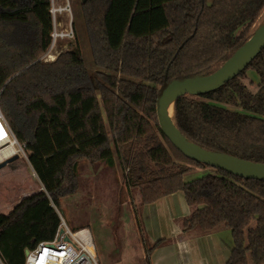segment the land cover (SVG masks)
I'll list each match as a JSON object with an SVG mask.
<instances>
[{
  "label": "trees",
  "instance_id": "trees-1",
  "mask_svg": "<svg viewBox=\"0 0 264 264\" xmlns=\"http://www.w3.org/2000/svg\"><path fill=\"white\" fill-rule=\"evenodd\" d=\"M132 2L123 15L114 0H81L96 81L77 42L54 61L42 60L51 45V0H0V107L17 139L27 144L29 163L44 187L9 214L0 213V251L8 264H24L28 250L53 240L61 199L78 190L80 164L113 166L117 152L128 186L140 189L142 206L182 192L192 211L181 221L182 236L229 229L234 247L227 264H264V181L216 168L185 181L193 168L207 166L172 145L156 112L165 81L213 74L253 36L264 21V0ZM249 69L264 93L263 49L239 76L198 97L264 119V108L254 104L253 82L245 81ZM191 97L174 104L185 137L205 150L264 163L262 143L240 151L191 132ZM259 130L264 134V123ZM26 187L1 183L0 197L16 199ZM168 242L147 246L149 261Z\"/></svg>",
  "mask_w": 264,
  "mask_h": 264
},
{
  "label": "rangeland",
  "instance_id": "rangeland-1",
  "mask_svg": "<svg viewBox=\"0 0 264 264\" xmlns=\"http://www.w3.org/2000/svg\"><path fill=\"white\" fill-rule=\"evenodd\" d=\"M132 1L114 0L115 9L124 15L130 9ZM71 2L74 8L73 22L76 37L68 42L58 41L55 50L61 48V52H64L71 44L77 42L87 68L91 70L93 80L97 81L99 78L97 79V69L93 62V53L82 16L81 0H71ZM247 74L249 77L245 79L246 83L252 81L254 86L252 89L255 94L254 104L264 108V93L255 90L258 74L251 69ZM190 100V119L187 127L191 132L209 142L220 143L240 151H247L252 143L264 144V134L259 130L260 125L264 123L262 117L250 114L242 108L209 104V101L198 96H193ZM27 161L20 158L13 162L14 167L7 165L0 168V184L13 182L27 185L20 191L19 197H22L20 194L23 192L30 191L32 194L43 188ZM214 173L215 169L209 166L193 168L184 179L192 181ZM127 174L128 170L120 164L117 152L114 155L113 166L106 162L91 164L83 161L79 167L78 190L75 194L61 199L59 212L69 227L74 231L90 228L99 264H150L146 249L151 240L145 229L146 220L142 216L140 189H130L127 184ZM13 200L6 201L0 197V213L7 211ZM160 209L165 216L167 207L162 206ZM154 221L155 217L148 223ZM254 226L255 223H252L251 227ZM223 239L228 243L233 242L232 236L231 240L225 237ZM171 244L172 242L168 245Z\"/></svg>",
  "mask_w": 264,
  "mask_h": 264
},
{
  "label": "water",
  "instance_id": "water-1",
  "mask_svg": "<svg viewBox=\"0 0 264 264\" xmlns=\"http://www.w3.org/2000/svg\"><path fill=\"white\" fill-rule=\"evenodd\" d=\"M82 1L86 3L87 0ZM263 49L264 21L253 36L213 74L192 79L174 80L170 83L165 81L161 86L156 102L159 127L172 145L185 157L206 166L224 170L240 178L264 181V163H257L237 156L205 150L201 146L191 142L177 127L174 109L175 101L180 97L186 95L202 96L214 92L232 81L255 60ZM171 105L174 111V118L169 117L167 112ZM5 165L0 166V168ZM33 194L35 192L29 194L24 199L31 197ZM21 202L14 206L12 210Z\"/></svg>",
  "mask_w": 264,
  "mask_h": 264
},
{
  "label": "built area",
  "instance_id": "built-area-1",
  "mask_svg": "<svg viewBox=\"0 0 264 264\" xmlns=\"http://www.w3.org/2000/svg\"><path fill=\"white\" fill-rule=\"evenodd\" d=\"M73 9L71 0H51L50 13L53 30L51 33V45L48 52L42 57L43 61H54L58 57L51 55V52L57 48L58 41L68 42L75 39ZM0 128L3 130V136H0V166L6 164L3 168L7 165L14 167L13 162L20 158L29 161L27 144L21 143L17 139L1 107ZM15 168L17 167L15 166ZM32 171H34L33 168ZM34 175L37 177L35 172ZM43 190L44 187L35 193ZM57 211L60 225L54 239L43 241L34 249L28 250L24 264H99L90 228L72 230L58 209ZM0 264H8L1 251Z\"/></svg>",
  "mask_w": 264,
  "mask_h": 264
},
{
  "label": "crops",
  "instance_id": "crops-1",
  "mask_svg": "<svg viewBox=\"0 0 264 264\" xmlns=\"http://www.w3.org/2000/svg\"><path fill=\"white\" fill-rule=\"evenodd\" d=\"M60 49L52 51L51 55L57 57L61 53ZM247 77H249L248 74ZM259 81L260 77L258 83ZM255 90L260 92L261 87H257ZM23 193L20 194L22 197L18 196L13 200L11 207L7 211L1 212L9 213L14 206L21 202L25 195L28 196L31 192L27 191L25 195ZM162 206L167 207L165 216H163L160 209ZM191 213L192 211L182 192L174 193L154 203L143 205L142 216L146 220L145 229L151 240L148 247L153 246L162 239H167L169 241L168 244L172 242L171 245L165 243L154 249L150 256V264H227L232 254L234 240L232 243H228L223 238L231 240V231L229 229V231L221 230L207 235L194 232L190 235L182 236L181 221L189 217ZM153 217H155V221L148 223Z\"/></svg>",
  "mask_w": 264,
  "mask_h": 264
},
{
  "label": "bare ground",
  "instance_id": "bare-ground-1",
  "mask_svg": "<svg viewBox=\"0 0 264 264\" xmlns=\"http://www.w3.org/2000/svg\"><path fill=\"white\" fill-rule=\"evenodd\" d=\"M167 112H168L169 117L174 118V111H173L172 105L168 108ZM23 195H25V193H23ZM26 196L27 195H25L24 197Z\"/></svg>",
  "mask_w": 264,
  "mask_h": 264
},
{
  "label": "snow or ice",
  "instance_id": "snow-or-ice-1",
  "mask_svg": "<svg viewBox=\"0 0 264 264\" xmlns=\"http://www.w3.org/2000/svg\"><path fill=\"white\" fill-rule=\"evenodd\" d=\"M0 136H3V130L0 128Z\"/></svg>",
  "mask_w": 264,
  "mask_h": 264
}]
</instances>
